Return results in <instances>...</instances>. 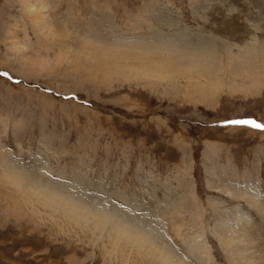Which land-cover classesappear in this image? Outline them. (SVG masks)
<instances>
[{"label":"rangeland","instance_id":"1","mask_svg":"<svg viewBox=\"0 0 264 264\" xmlns=\"http://www.w3.org/2000/svg\"><path fill=\"white\" fill-rule=\"evenodd\" d=\"M238 120L264 125V0H0V264H262L264 128Z\"/></svg>","mask_w":264,"mask_h":264},{"label":"bare ground","instance_id":"2","mask_svg":"<svg viewBox=\"0 0 264 264\" xmlns=\"http://www.w3.org/2000/svg\"><path fill=\"white\" fill-rule=\"evenodd\" d=\"M35 1V0H34ZM41 1V0H40ZM33 3V2H32ZM30 4V5H28L27 6V9L28 10H35V9H37V8H41V9H43L44 8V6H41V5H43L44 3L43 2H37V4ZM43 3V4H42ZM41 22H43V20H41L40 18H38L37 19V24L39 25ZM45 23V22H44ZM46 24V23H45ZM40 27V26H39ZM255 27V26H254ZM42 29V28H41ZM157 37H159V38H157ZM161 35L160 36H156V37H150L149 39H151V40H147V41H145V42H147L148 44H146L145 42L143 43L144 45H145V47H151V48H153L155 51H157L159 54H161L162 52H166L168 55H170V56H175L176 58H178V59H180V61H184V60H188L189 61V65H193V63L194 64H196V63H199L200 65H204L205 66V68L207 67V68H210V67H213V66H211V64H213V63H209V59H216V56H217V53L218 52H215L214 51V48H213V46H211V45H189L186 41H176V42H173V41H169V40H162L161 39ZM182 36H180V38H181ZM198 38V37H197ZM202 38V37H201ZM182 39V38H181ZM204 39V38H203ZM212 40V39H211ZM205 41V40H204ZM212 42V41H211ZM117 43V42H116ZM120 42H118L116 45H118ZM191 43V42H190ZM207 43V42H206ZM209 43V42H208ZM210 44V43H209ZM215 44V43H214ZM125 45H129V46H133V47H129L130 49H133V48H142V47H144L142 44H139L137 41L135 42V43H130V42H128V43H126ZM216 45V44H215ZM120 46V45H119ZM216 47H217V45H216ZM215 47V48H216ZM255 48H254V46L252 45V48L251 47H248L247 49H244L245 50V52H246V54H248V55H251L252 53H254L255 52V50H254ZM146 50V49H145ZM216 51H217V48H216ZM140 52H142V51H140ZM249 52V53H248ZM148 53V52H147ZM167 57V56H166ZM196 58V61L194 60ZM157 59V58H156ZM160 60L158 61V60H155V61H157L156 62V64H161V65H163V63H165V61H164V59H166L165 57H163V55H161L160 56V58H159ZM168 59V58H167ZM166 59V60H167ZM172 60H174V58L173 59H171L170 60V63H171V61ZM246 60V59H245ZM179 61V60H178ZM214 61V60H213ZM175 62V61H174ZM187 62V61H186ZM186 62L184 63V65H186ZM245 61H243V63H244ZM176 64H179V63H176ZM188 64V63H187ZM216 64V63H215ZM188 65V66H189ZM180 66H181V64H180ZM217 66V65H216ZM183 67V66H182ZM181 67V68H182ZM185 67V66H184ZM203 67V66H202ZM187 68H189V67H186V69ZM220 68V67H219ZM185 69V68H184ZM202 69V68H201ZM218 69V68H217ZM189 70V69H188ZM0 155H2V154H0ZM9 160V159H8ZM1 161V160H0ZM1 164H3L2 162H1ZM9 166V165H8ZM15 168H16V166H15ZM10 169V168H9ZM7 169L8 170V172L7 173H13V171L10 169ZM7 170H5V172L7 171ZM10 171V172H9ZM6 173V174H7ZM14 173H15V171H14ZM5 174V173H4ZM5 174V175H6ZM16 174H18V172H16ZM12 176V175H11ZM16 176H18V179H20V176L19 175H16ZM23 176V175H22ZM21 176V177H22ZM8 178H12V177H8ZM20 181V180H19ZM11 182L12 183H17V184H20L17 180H16V177H14L13 179H11ZM26 183V182H25ZM14 185V184H13ZM21 185V184H20ZM53 186V185H52ZM47 187V186H46ZM208 187H209V185H208ZM53 189H45V194H48L47 196L49 197V198H57V197H60L61 195H60V193L58 192V186L57 187H52ZM34 192H36L35 190H34ZM64 192V191H63ZM227 193H228V195L229 196H231V197H233V194L231 193V192H229V191H226ZM39 194V193H38ZM239 195V194H238ZM38 196H40V195H38ZM36 197V196H35ZM64 198L63 199H61L62 200V203H61V201L59 202V203H57L56 202V206H57V209L59 208V207H63L64 208V215L65 216H67V217H69V218H71L73 221H79L80 219H82V220H84V222L85 223H87L88 221H89V219L87 220V219H85V217L87 218V216H91V217H94L95 219H99V220H101L103 217H104V215H102V214H100L101 212H104V211H101V212H99L98 210V212L96 211V210H93L90 206L88 207L86 204H83L82 202H79L77 199H74L72 196H67V195H64L63 196ZM235 197V196H234ZM242 197H243V195H242ZM241 197V198H242ZM46 198V197H45ZM251 199H253L252 201H254L255 202V199L254 198H252L251 197ZM57 200H59V199H57ZM39 201V200H38ZM41 202H42V199H41ZM40 202V203H41ZM50 204H52V203H50ZM261 210V209H260ZM110 213H112V212H110ZM107 218V217H106ZM112 218V217H111ZM94 219V220H95ZM237 219V218H236ZM93 220V219H92ZM91 220V221H92ZM98 220V221H99ZM239 219H237L236 221H238ZM97 221V222H98ZM102 221V220H101ZM105 221V220H104ZM120 221V220H119ZM118 221V222H119ZM112 222V221H111ZM99 223H101V222H99ZM106 223V222H105ZM103 226V225H102ZM136 226H138V225H136ZM125 229H128L129 230V227H127L126 226V228ZM140 229V228H139ZM134 231V230H133ZM132 230L131 231H129V236H128V238L129 237H131V238H133L134 239V237H135V233L133 232ZM135 231H137V228H136V230ZM138 233H142L143 231H141V230H139V231H137ZM124 233H125V231H124ZM248 233H250L249 232V229H248V226H246L245 227V229H243V230H240L239 232H238V234H236L235 235V237H234V239H232V242L234 241V243H235V240L236 241H238V243H240L241 244V241L243 242L242 244H245L244 243V240L247 238V237H249L250 235H252V234H249V235H247ZM128 234V233H127ZM142 234H144V242H145V244H149V246H151L152 247V245L154 244L153 243V240H152V236L151 235H149V234H145L144 232L142 233ZM140 236V235H139ZM139 236H137V237H139ZM126 237H127V235H126ZM141 237V236H140ZM252 238V236H250L249 237V239H251ZM135 239H136V237H135ZM138 239V238H137ZM140 239V238H139ZM142 239H143V237H142ZM228 240H230V238H226V241H227V243H228ZM252 240V239H251ZM249 241V242H252V241ZM134 241V240H133ZM140 242V241H139ZM237 243V242H236ZM152 244V245H151ZM155 245V244H154ZM250 245V244H249ZM235 246H236V248L237 249H235L234 250V256L238 259V260H240V259H243V256L241 255L242 254V251L239 249V247L235 244ZM241 247V246H240ZM157 249V248H156ZM245 252V251H244ZM158 256H161V257H159L160 258V260H161V262H160V264H188V263H186V261H184L183 259H181L178 255H176V254H174V252L172 251V250H168V248H163L162 249V251H161V254L160 255H158ZM246 258H247V256H246ZM264 262V261H263ZM262 262V264H264Z\"/></svg>","mask_w":264,"mask_h":264},{"label":"snow or ice","instance_id":"3","mask_svg":"<svg viewBox=\"0 0 264 264\" xmlns=\"http://www.w3.org/2000/svg\"><path fill=\"white\" fill-rule=\"evenodd\" d=\"M232 123H235V124H251L253 127L264 128V125L258 124L253 120H238V121H232Z\"/></svg>","mask_w":264,"mask_h":264}]
</instances>
